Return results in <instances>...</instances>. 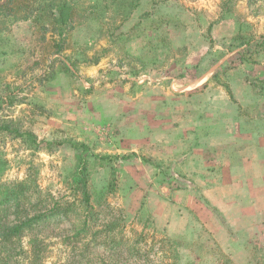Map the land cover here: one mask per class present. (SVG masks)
Returning <instances> with one entry per match:
<instances>
[{
  "label": "rangeland",
  "instance_id": "374dc122",
  "mask_svg": "<svg viewBox=\"0 0 264 264\" xmlns=\"http://www.w3.org/2000/svg\"><path fill=\"white\" fill-rule=\"evenodd\" d=\"M48 1H29V21L0 20V120L14 119L38 138L31 148L0 135V180L11 185L29 176L50 200L80 205L72 173L83 152L92 191L112 190L96 207L100 229L119 225V246L112 245L115 257L102 246L84 254L70 243L81 221L56 218L37 233L48 244L46 264H170L177 249L169 240L181 242L178 264H240L194 215L203 195L182 190L188 171L183 152L172 150L181 127L161 106H176L170 97L185 88L181 82L215 71L210 94L228 93L225 85L256 91L252 83L264 78V0H144L125 23L114 6L103 11V0H68L77 14L63 39L50 18L38 20ZM240 53L253 63L242 64ZM255 96L249 109L264 117V97ZM248 247L243 264H264V230Z\"/></svg>",
  "mask_w": 264,
  "mask_h": 264
},
{
  "label": "crops",
  "instance_id": "0c3cea01",
  "mask_svg": "<svg viewBox=\"0 0 264 264\" xmlns=\"http://www.w3.org/2000/svg\"><path fill=\"white\" fill-rule=\"evenodd\" d=\"M216 73L181 82L185 88L170 97L176 106L163 104L161 110L181 127L183 139L177 138L172 150L183 152L179 158L188 171L180 177L182 190L198 189L203 195L202 203L192 204L194 215L215 232L224 252L243 264L252 254L248 243L264 230V117L249 109L257 104L249 89L230 87L233 99L220 89L210 94ZM185 111L192 117L182 118Z\"/></svg>",
  "mask_w": 264,
  "mask_h": 264
},
{
  "label": "trees",
  "instance_id": "16d2710c",
  "mask_svg": "<svg viewBox=\"0 0 264 264\" xmlns=\"http://www.w3.org/2000/svg\"><path fill=\"white\" fill-rule=\"evenodd\" d=\"M29 1L31 0H20V2L18 0H0V20L13 23L29 21L34 12L33 6L28 4ZM109 1L112 4H109ZM143 2L144 0H103L101 4L104 5L103 11H109V8L114 6V10L121 16V23H125L132 18ZM98 6L91 5L89 8L91 12L98 13ZM75 10L76 5L68 0H49L45 7L40 8L37 17L41 22L47 17L50 18L53 22V31L63 39L66 38L70 30L74 29L73 23L77 14ZM42 28L44 31L48 30L44 24ZM114 35V32H111V37ZM262 40L260 48L264 51V37ZM62 51L63 48L57 46L56 54ZM246 55L247 53L239 54L242 64L253 63ZM66 70L69 71V68L67 67ZM224 71H226V67ZM217 74L213 76L214 79L217 78ZM253 83L252 86L256 89V91L253 90L254 94L264 97V78H257ZM225 87L228 88V93L233 99L230 86L225 85ZM3 104L4 100L0 97V110ZM4 134L23 139L31 148L38 145L37 136L31 131L23 130L18 122L11 118L0 120V135ZM72 146L78 151L81 149L76 144H72ZM83 155V152H78L77 166L72 173L74 189L81 192L82 195L80 205H76L75 201L50 200L37 187L35 180L29 176L25 180L11 185L1 183L0 180V264H46L48 244L37 233L41 227L48 225L56 218H66L71 221L72 216H75L81 221L82 226L77 228V233L70 243L80 245V250L84 254L91 248L102 246L115 249L113 244L119 246L114 239L115 235H113L119 225L115 222H108V224H104V230L100 229L101 220L98 219L102 213L96 207H103L107 203L104 197L112 190L109 189V185L101 191H92L88 163L83 162ZM93 197L97 199L96 205L92 204ZM102 200H104L103 204ZM83 212L82 217L79 214ZM89 236H92L90 240H88ZM26 238H28L27 243H25ZM168 243H171L175 250L177 249L170 253L172 262L170 264H178L177 261L182 259L178 249L181 247V242L169 240ZM116 249L112 257L116 256Z\"/></svg>",
  "mask_w": 264,
  "mask_h": 264
}]
</instances>
